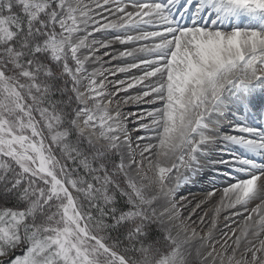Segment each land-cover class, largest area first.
I'll return each instance as SVG.
<instances>
[{
  "label": "snow or ice",
  "instance_id": "6c2138e0",
  "mask_svg": "<svg viewBox=\"0 0 264 264\" xmlns=\"http://www.w3.org/2000/svg\"><path fill=\"white\" fill-rule=\"evenodd\" d=\"M262 237L264 0H0V264H264Z\"/></svg>",
  "mask_w": 264,
  "mask_h": 264
},
{
  "label": "bare ground",
  "instance_id": "6f19581e",
  "mask_svg": "<svg viewBox=\"0 0 264 264\" xmlns=\"http://www.w3.org/2000/svg\"><path fill=\"white\" fill-rule=\"evenodd\" d=\"M195 188V186L192 188L191 186H187V188H185L184 189V191L182 192V193H190L191 191H192V189H194ZM202 189H205V188H207V187H201ZM181 193V194H182ZM221 194H222V191H221ZM185 195V194H184ZM198 195L199 194H196L195 196L194 195H188V199L189 200H191L193 197H196V198H198ZM186 196V195H185ZM220 196V195H219ZM203 197V196H202ZM205 197V196H204ZM204 197L202 198V200L204 199ZM197 200V199H196ZM218 200V202L220 201V197L217 199ZM217 202V203H218ZM211 205V202L210 203H206L204 206H203V208H201L200 210H199V212H198V215L196 216V217H194V221H195V224L197 225V228L198 227H203V225H200V217L202 216V214H203V212L204 211H206V209L209 207ZM214 209H215V207H213L211 210H209V211H206V212H204V213H206V214H208L207 215V217H206V219L208 220V221H210L211 220V213H213L214 212ZM188 211H190V209H188ZM229 212V213H228ZM227 215H231V212H230V210H228V209H225V210H223L222 211V213H221V215L218 217V228L214 231V236L216 237V240L218 241L219 240V237L221 236V237H223L222 236V231L224 230V225H225V218H226V216ZM185 216H187V212L185 213ZM229 223L231 222V221H228ZM205 232H207V229L205 230ZM264 238V237H263Z\"/></svg>",
  "mask_w": 264,
  "mask_h": 264
},
{
  "label": "rangeland",
  "instance_id": "374dc122",
  "mask_svg": "<svg viewBox=\"0 0 264 264\" xmlns=\"http://www.w3.org/2000/svg\"><path fill=\"white\" fill-rule=\"evenodd\" d=\"M99 38V37H98ZM118 79H124V77L123 76H118L117 77ZM128 95H135V92H132V91H129L128 92ZM120 99H123V95H121V97H120ZM136 109H135V107L134 106H127L126 108H125V115H127L128 114V112H131V111H135ZM198 183H196V184H190L189 186H193L194 187V185H197ZM192 187V188H193ZM201 187H206V185H204L203 183H200V184H198V186H195V188L194 189H192V191L189 193L190 195H196V194H199L198 195V198H197V200L194 202V204H193V207L195 206V203H199L201 200H202V198L205 196V193H206V190H207V188H205V189H202ZM198 188H200V189H198ZM221 190H222V186H221ZM186 195V197H188V193H182L181 195H183V196H185ZM203 196V197H202ZM220 196L219 195H217L212 201H211V205L206 209V211H209V210H211L213 207H215V205L217 204V202H218V198H219ZM203 208V207H202ZM190 211H191V209H190ZM206 211H204V212H206ZM232 210H230V212H231ZM235 211H242L241 209H235ZM203 212V214H202V216H205L206 215V213H204ZM229 213V212H228ZM229 216H231V215H227L226 217H229ZM231 223V222H230ZM201 228H203V231L205 232V230L207 229V228H204V227H198L197 228V231H200L201 230ZM263 238V237H262ZM223 239V237H219V240L218 241H220V240H222Z\"/></svg>",
  "mask_w": 264,
  "mask_h": 264
}]
</instances>
